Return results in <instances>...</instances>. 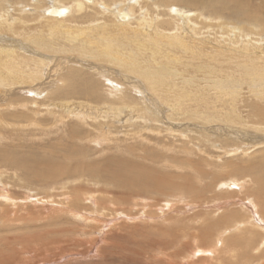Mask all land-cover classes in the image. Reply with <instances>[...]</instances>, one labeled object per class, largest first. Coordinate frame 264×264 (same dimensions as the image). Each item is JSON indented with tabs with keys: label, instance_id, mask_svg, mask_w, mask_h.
Instances as JSON below:
<instances>
[{
	"label": "rangeland",
	"instance_id": "obj_1",
	"mask_svg": "<svg viewBox=\"0 0 264 264\" xmlns=\"http://www.w3.org/2000/svg\"><path fill=\"white\" fill-rule=\"evenodd\" d=\"M71 1L0 0V48L15 53L11 69L2 66L10 72L0 68V264L264 263V218L239 208L264 190V21L239 11H262L264 0L206 6L203 19L178 5L171 25L160 0H82L77 14ZM53 7L71 13L53 15ZM41 17L66 27L50 29ZM66 74L96 87L77 97ZM120 93L141 104L117 113ZM172 93L183 100L178 112L164 101ZM71 165L108 167V182L96 177V192L83 193L73 186L87 187L89 173L72 175ZM111 174L131 179L114 188ZM232 210L237 224L214 228L216 214ZM256 244L260 258H241ZM232 247L219 262L215 254ZM197 251L204 254L190 255Z\"/></svg>",
	"mask_w": 264,
	"mask_h": 264
},
{
	"label": "bare ground",
	"instance_id": "obj_2",
	"mask_svg": "<svg viewBox=\"0 0 264 264\" xmlns=\"http://www.w3.org/2000/svg\"><path fill=\"white\" fill-rule=\"evenodd\" d=\"M58 2H62V3H64V1H69V0H57ZM113 1V0H112ZM237 0H160L159 2H160V4H162L163 5V7L164 8H167L168 7V10L169 11H167V12H169L170 13V15L169 16H167L168 17V20L170 21V22H172V23H169L170 25L171 24H173L174 22H175V20L174 19H172L171 18V15H174L176 12H177V10L178 9H176V7L178 6V5H181V6H185V7H194L196 10H200L199 11V13H198V15H196L198 18L200 17V18H202L203 19V12L201 11V9H204L206 6H211L214 10H216V11H223V10H228V8H230V7H228V6H231V8H233L232 7V3L233 2H236ZM239 1V6H243V7H245L246 5H247V3H248V0H238ZM55 2V1H54ZM84 1H82V0H72L71 1V7L72 8H70V10L71 9H73V11L77 14V13H80L82 10H84L85 11V4L83 3ZM111 2V1H110ZM109 2V3H110ZM115 2V1H114ZM121 3V2H120ZM123 4L125 3V0H123V2H122ZM225 3H227V7L228 8H225ZM122 4V5H123ZM121 5V4H120ZM0 6H1V4H0ZM93 6V5H92ZM106 6H107V4H106ZM62 7V6H61ZM88 7V6H87ZM98 7V6H97ZM68 8V9H69ZM129 8V10H131L133 7L132 6H130V7H128ZM135 8V7H134ZM219 8H221V9H219ZM225 8V9H224ZM137 9V8H136ZM3 10V9H2ZM2 10H1V12H2ZM46 11V10H45ZM89 11V10H88ZM131 11H133V9L131 10ZM52 13H53V15H59V16H61V15H65V16H63V17H65L66 18V16L69 14L70 15V11L69 10H66V9H58V8H56V10L54 9V7H53V10L51 11ZM127 12V13H126ZM125 13H126V15L127 14H130L129 13V11H126ZM178 12H179V10H178ZM232 12H234V10H232ZM239 12H241L242 13V15L244 14V15H248V17H249V15L251 16L250 18H254L256 15H257V13L258 12H260L261 13V15L262 16H259V20H262V21H264V9L262 10V11H256V12H254V13H252V10H251V7H248V6H246V8L245 9H243V10H240ZM84 13V12H83ZM181 13V12H180ZM95 14V13H94ZM68 15V16H69ZM73 15V14H72ZM82 15V14H81ZM118 15L120 16V17H123V15L124 14H121V13H118ZM131 15V14H130ZM179 15V14H178ZM0 16H3V13H1V15ZM46 16V15H45ZM48 16V15H47ZM75 16V15H74ZM85 17H86V15H84ZM84 16H80L79 18L80 19H77L76 21L78 22V20H81V19H83V20H86L87 18H85ZM90 16V18H91V15H89ZM132 16V15H131ZM176 16V15H175ZM48 17H50V16H48ZM76 17H78V15H76ZM76 17H73V18H75L76 19ZM128 17V16H127ZM41 19H43V17H41L40 18V20ZM127 19V18H126ZM136 19V18H135ZM19 20V23L18 24H20V25H22V19H18ZM34 20V19H33ZM38 20V19H37ZM45 22H44V25L45 26H48L50 29L51 28H55V29H57V28H60V27H55L56 25L55 24H62V21H61V19L59 20L58 19V21L56 20V21H54V20H52V19H43ZM7 21V20H6ZM89 21V20H88ZM87 21V22H88ZM143 21H145V20H143ZM142 21V22H143ZM148 21V20H147ZM4 21L2 20V18H0V26H1V24L3 23ZM141 22V21H140ZM139 21H138V24L140 23ZM141 22V23H142ZM83 23V22H82ZM131 23H133V22H131ZM150 22H148V24H149ZM65 24H66V22H65ZM87 24V23H86ZM3 25H4V23H3ZM143 25V24H142ZM61 26V25H60ZM62 26L65 28L66 26H64L63 24H62ZM177 26H179V25H177ZM14 27V26H13ZM127 27H128V25H127ZM126 27V28H127ZM8 28V27H7ZM20 28V30L21 29H23L24 27H19ZM34 28V27H33ZM5 30H6V27L4 28ZM9 29V28H8ZM13 29V28H12ZM88 29V28H87ZM128 29H130V27H128ZM139 29H140V27H139ZM138 29V30H139ZM143 30V29H142ZM13 31H17V29H15V30H13ZM19 31V30H18ZM49 31V30H48ZM130 31V30H129ZM137 31V30H136ZM241 31V30H240ZM84 32H87L86 30H83L82 32H80V33H84ZM15 33V32H14ZM17 33V32H16ZM140 34V33H139ZM243 35V34H242ZM28 36V35H27ZM177 38V37H176ZM38 40V39H37ZM179 40V39H178ZM178 40H177V42H178ZM181 40V39H180ZM89 43V42H88ZM97 43V42H96ZM184 43V42H183ZM178 44V48L179 49H182L181 51H185V46H184V44ZM43 44V43H42ZM86 44H87V42H86ZM104 44L105 45H107V49L109 50V48L112 50L113 48L114 49H118V47L119 46H117V45H115V43H110V42H104ZM103 44V45H104ZM110 44V45H109ZM46 45V44H45ZM101 45V44H100ZM109 45V46H108ZM38 46H43L44 47V45H40V44H38ZM123 46H125V45H123ZM144 46V45H143ZM85 47V46H84ZM88 47V46H87ZM100 47V46H99ZM138 47H141V46H138ZM45 48V47H44ZM47 48L49 49V48H51V47H48L47 46ZM98 48V47H97ZM144 48V47H143ZM64 49V48H63ZM63 49H61V50H63ZM69 49V48H68ZM100 49H101V47H100ZM50 50V52L51 51H58V52H60L59 50H57V49H53V50H51V49H49ZM66 50V49H65ZM92 50V49H91ZM100 52H102V51H100ZM99 52V54H102V53H100ZM106 52H108V51H106ZM137 52V51H136ZM17 54V53H16ZM98 54V55H99ZM107 54V53H106ZM129 54V53H128ZM15 55V53H14V51L12 50V49H1L0 48V68H2V66L3 65H6V63L9 65L8 66V68L9 69H11L10 67H11V63H12V61H13V56ZM108 56V55H107ZM106 56V57H107ZM29 58V57H28ZM131 59V58H130ZM30 60V59H29ZM113 60V59H112ZM135 60V59H134ZM32 61V60H31ZM31 61H29L30 63H31ZM120 63V61H118L117 60V63ZM127 62V61H126ZM126 62H125V66H126ZM177 62V61H176ZM14 63V62H13ZM20 63V62H19ZM38 63V62H37ZM34 64V63H33ZM39 64V63H38ZM130 64V63H129ZM14 65V64H13ZM15 65H17V64H15ZM14 65V66H15ZM37 65V64H36ZM124 65V64H123ZM135 65V64H134ZM18 67H19V65H17ZM22 67V66H21ZM26 67V66H25ZM124 67V66H123ZM137 67V66H136ZM159 67V66H158ZM165 67V66H164ZM163 67V65L162 66H160V68L162 69V68H164ZM27 69H28V67H26ZM135 68V67H134ZM138 68V67H137ZM3 69V68H2ZM8 69V71L10 72V70ZM15 70V69H14ZM19 69H17V71H18ZM30 70V69H29ZM126 70V69H125ZM3 71H5V72H3V74L5 75V73H9L7 70H6V68H5V70L3 69ZM13 71V70H12ZM20 72H22L21 70H20ZM0 73H2L1 72V70H0ZM69 73H70V71H69ZM77 73H79V70H77ZM15 74V73H14ZM19 74H21V73H19ZM7 75V74H6ZM13 75V74H12ZM8 76V75H7ZM2 78L4 79L5 78V76H3L2 75ZM5 80V79H4ZM12 80V79H11ZM77 80L78 81H76V82H73L72 80H71V76H69L68 74H66L64 77H63V81L65 82L64 83V86H66V87H68L69 89H74V88H77V91L78 90H80V93H78L77 91L75 92V96L76 95H78L77 97H83V98H85L86 97V94H84L81 90L86 86V87H93L94 85L92 84V82H91V80H89V79H87V77H82V81H80L81 79H78L77 78ZM6 81V80H5ZM7 81H8V79H7ZM6 81V82H7ZM10 83L12 82V81H9ZM3 84H4V82H2ZM8 83V82H7ZM116 83V82H115ZM119 84V83H118ZM5 85V84H4ZM115 85V84H114ZM94 87H96V86H94ZM63 88V87H62ZM60 91H58V93H59ZM95 92V94L98 92L97 90H94L92 93H94ZM121 94H123V95H121ZM173 95H175V96H171V97H169L170 99H165L164 101H166L167 103H169L170 104V107L172 108V110L173 111H177L178 112V110H179V108H177L176 106H178L180 103H181V101H183V100H181V97H179V96H176V94H174V93H172ZM59 95V94H58ZM171 95V94H170ZM95 96H98V95H95ZM119 96H123V97H126V98H123V99H120V98H116V101H118V104H119V110H118V108H116L115 109V111H117V113H119V114H121V112H123L122 110L123 109H126V110H132V107H137L139 104H141L140 102H138V103H133V102H131L129 99H128V97L127 96H125L124 95V93H120L119 94ZM60 98H62V99H64V97H63V95H62V97H60ZM59 98V99H60ZM126 100H128V103H124ZM142 100V99H141ZM134 104V105H133ZM115 105V104H114ZM113 105V106H114ZM117 105V104H116ZM142 105H140V108L142 109V107H141ZM144 106V105H143ZM146 106V105H145ZM139 108V107H138ZM139 108V109H140ZM114 109V108H113ZM145 109V108H144ZM137 110V109H136ZM140 111V110H139ZM143 111V110H142ZM141 111V112H142ZM144 112V111H143ZM145 112H146V110H145ZM148 112V111H147ZM118 114V115H119ZM144 114V113H143ZM153 114H155V113H153ZM152 114V115H153ZM181 114V113H180ZM140 115V114H139ZM149 115V114H148ZM257 116V115H256ZM260 116V115H259ZM263 116V114L260 116V119L262 118H264V116ZM142 117H144V116H142ZM178 117V116H177ZM177 119H179V118H177ZM264 120V119H263ZM135 121H137V120H135ZM212 122V121H211ZM161 130V129H160ZM154 131V130H153ZM158 131V130H157ZM171 131V130H170ZM134 151H135V149H134ZM127 152V151H126ZM128 152H130V151H128ZM128 152H127V154H128ZM145 152V151H144ZM143 152V153H144ZM147 153V152H146ZM126 154V155H127ZM144 156V155H143ZM147 156V155H146ZM149 156H150V154H149ZM151 156H153L152 155V153H151ZM150 156V157H151ZM148 157V156H147ZM109 158V157H108ZM152 158V157H151ZM151 158H150V160H151ZM176 158V157H175ZM156 159V158H155ZM163 159V158H162ZM161 159V160H162ZM125 161V160H124ZM139 161V160H138ZM158 161V160H157ZM140 162H144V160L143 161H140ZM155 162V161H154ZM160 162V161H159ZM130 163V162H129ZM123 164V163H122ZM144 164V163H143ZM146 164V163H145ZM110 165V164H109ZM125 165V164H124ZM43 167V166H42ZM55 167V166H54ZM143 167V166H142ZM151 167V166H150ZM47 168V167H46ZM101 168V167H100ZM104 168V167H103ZM102 168V169H103ZM108 167H106L104 170H100L98 167H97V165H92L91 167H88V166H85V167H83V166H81V165H78V166H72L71 165V167H70V173L72 174V175H77L78 174V172L79 171H81V172H87L88 171V173H89V176H88V182L90 183V184H88V185H86L87 187H84V186H82V185H74L73 187H78L77 189L78 190H88L89 191V189L90 190H93V188H92V185H93V187H95V188H97V186L99 185H95L94 186V184H93V182H91V180H93V179H97L98 177L99 178H101V179H103V180H100L101 182L103 181L104 182V179H106V178H104V177H107L108 176V171L106 170ZM114 168V167H113ZM130 168V167H129ZM145 168V167H144ZM252 168V171H253V169H254V167H251ZM40 169V168H39ZM51 169V168H50ZM121 169V168H120ZM119 169V170H120ZM134 169V168H133ZM147 169V168H146ZM154 169V168H153ZM41 170H42V168H41ZM46 170V169H45ZM45 170H44V172H45ZM58 170V169H57ZM66 170H67V168H66ZM66 170H64V171H66ZM122 170V169H121ZM145 170V169H144ZM143 170V171H144ZM149 170H150V168H149ZM31 171V170H30ZM39 171V170H38ZM64 171H62V172H64ZM136 171V170H135ZM134 171V172H135ZM140 171V170H139ZM146 171V170H145ZM151 171H153V170H151ZM250 171H251V169H250ZM32 172H33V170H32ZM35 172V171H34ZM46 172H49V171H47L46 170ZM53 172V171H52ZM113 172V171H112ZM114 172H116V169H115V171ZM121 172V171H120ZM120 172H119V174H120ZM132 172V171H131ZM154 172V171H153ZM38 173V172H37ZM129 173H130V171H129ZM133 173V172H132ZM149 173H150V171H149ZM252 173V172H251ZM30 174V173H29ZM46 173H44V175H45ZM49 174V173H48ZM136 174V173H135ZM137 174H139V172L137 173ZM143 174H145V173H143ZM166 174V173H165ZM253 174V173H252ZM38 175V174H37ZM43 175V174H42ZM43 175V176H44ZM50 175V174H49ZM134 175V174H133ZM151 175V174H150ZM153 175V174H152ZM159 175H161V174H159ZM168 175V174H167ZM170 175V174H169ZM168 175V177L169 178H172L171 176H173V174H171L170 176ZM36 176V175H35ZM110 176V175H109ZM137 176V175H136ZM140 176V175H139ZM139 176H137V178L139 179ZM149 176V175H148ZM251 176V175H250ZM40 177H41V175H40ZM45 177V176H44ZM97 177V178H96ZM110 177H112V179H110V178H107L109 181H111L110 183L112 184V186L115 188V186L117 185V184H115V183H118V182H121V184H127L126 182H128V177L129 176H124V175H122L121 177H116V175H115V177L111 174V176ZM114 177V178H113ZM140 177H142V174H141V176ZM30 178V177H29ZM39 178V177H38ZM47 178V177H46ZM49 178V177H48ZM130 178V177H129ZM133 178H134V176H133ZM136 178V177H135ZM166 178H167V176H166ZM173 178H175V176H173ZM179 178V177H178ZM33 179V178H32ZM34 179H35V177H34ZM131 179V178H130ZM37 180V179H36ZM44 180V179H43ZM99 180V179H98ZM135 180V179H134ZM140 180V179H139ZM144 180V179H143ZM142 180V181H143ZM155 180V179H154ZM154 180H152L153 182H154ZM167 180V179H166ZM165 180V181H166ZM174 180V179H173ZM257 180H260V178L258 177L257 178ZM94 181H96V180H94ZM113 181V182H112ZM138 180H136L135 182H137ZM161 181V180H160ZM168 181H170V180H168ZM167 181V182H168ZM97 182V181H96ZM105 182H106V180H105ZM104 182V183H105ZM108 182V181H107ZM106 182V183H107ZM256 182H258V181H256ZM262 182V181H261ZM261 182L258 184V185H260L261 184ZM129 183V182H128ZM133 183V182H132ZM141 183V182H140ZM139 183V181H138V184H140ZM150 183V182H149ZM171 183V182H170ZM119 184V183H118ZM158 184V183H157ZM157 184H156V186H157ZM122 185V186H123ZM134 185V184H133ZM133 185H130V186H133ZM141 185V184H140ZM158 185H160V184H158ZM168 185H170V184H168ZM171 185H172V183H171ZM170 185V186H171ZM117 186H119V187H121L120 185H117ZM116 186V187H117ZM125 186V185H124ZM136 186V185H135ZM134 186V187H135ZM165 186H166V184H165ZM264 186V185H263ZM129 187V186H128ZM137 187V186H136ZM139 188H140V186H138ZM137 187V188H138ZM94 188V189H95ZM136 188V189H137ZM156 188V187H155ZM160 188V187H159ZM162 188V187H161ZM164 188V187H163ZM126 189H128V188H126ZM135 189V190H136ZM170 189H172V187L170 188ZM83 190V193L85 192ZM99 190V189H98ZM105 190H106V192H107V189H101L100 190V192L101 193H105ZM117 190H118V188H117ZM116 190V191H117ZM122 190V189H121ZM125 190V189H124ZM134 190V191H135ZM138 190V189H137ZM145 190V189H144ZM156 190V189H155ZM160 190V189H159ZM95 190H93V192H94ZM114 190H112L111 191V193L113 192ZM128 191V190H127ZM140 191H142V190H140ZM154 191V190H153ZM157 191H158V189H157ZM161 191V190H160ZM192 191V190H191ZM76 192H78V193H80L79 191H75V195L77 194ZM96 192V191H95ZM131 192V191H130ZM132 192H133V188H132ZM131 192V193H132ZM139 192V191H138ZM143 192V191H142ZM141 192V193H142ZM156 192V191H155ZM228 192V191H227ZM97 193H98V191H97ZM96 193V194H97ZM100 193V194H101ZM148 193H149V191H148ZM154 193V192H153ZM73 194V193H72ZM108 194H110V192H108ZM114 194V193H113ZM120 194V193H119ZM118 194V195H119ZM124 194H126V193H124ZM139 194V193H138ZM159 194V193H158ZM255 194V193H254ZM91 194L89 193V196H88V198L87 199H90V198H92L93 196H90ZM92 195H94V194H92ZM122 195V194H121ZM120 195V196H121ZM132 196L134 195V193L133 194H131ZM123 196V195H122ZM118 197V196H117ZM134 197H135V195H134ZM133 197V199H135ZM75 198H79L78 196H76ZM82 198V197H81ZM111 198H113V197H111ZM122 198V197H121ZM120 198V199H121ZM252 198V197H251ZM259 199L261 200V201H259ZM83 200V199H82ZM100 200L101 201H107L104 197H101L100 198ZM114 200V199H113ZM112 200V201H113ZM118 200H119V197H118ZM117 200V201H118ZM130 200H131V198H130ZM136 200V199H135ZM255 200H257V201H255ZM80 201V200H79ZM85 201V199L83 200V202ZM97 201H99V200H97ZM108 201H110V199H108ZM111 201V202H112ZM115 201V200H114ZM114 201H113V203H114ZM253 201L254 202H258V203H255V204H253ZM90 202H91V199H90ZM110 202V203H111ZM125 202V201H124ZM251 202H252V204L254 205H250V204H247L246 206H242V207H239V208H241V210L240 211H242L243 212V210L244 211H247V212H249L250 214H252L253 215V218H255V217H257L256 216V213L257 214H259V215H261L262 216V218H264V190H263V188H259V190H257L256 191V194L254 195V200H253V198H252V200H251ZM109 203V204H110ZM115 204V203H114ZM117 204V203H116ZM170 206V205H169ZM220 205H218V207H219ZM101 208V206L99 205L98 206V208ZM105 207V206H104ZM245 207V208H244ZM246 207H247V209H246ZM103 208V207H102ZM106 208V207H105ZM220 208H221V206H220ZM107 209V208H106ZM89 210V209H88ZM108 210V209H107ZM217 210V209H216ZM221 210V209H220ZM90 211V210H89ZM223 211V210H222ZM222 211H220V214H216V215H218V216H216V219L214 220V222H215V224L213 225L214 226V228H216V229H218L219 227H221V226H223L224 224H226V223H228V221L227 220H229V222H234L233 224H237V222H238V218H239V215H237L236 216V213H238L237 211H234V210H232V211H230V212H225V213H222ZM224 212V211H223ZM208 215H210V214H208ZM232 215H234V216H232ZM214 216V215H213ZM232 216V217H231ZM205 217V216H204ZM227 217V218H226ZM97 218V217H96ZM241 220H243L242 222H244V220H245V218L243 219H241ZM115 222V221H114ZM105 223V222H104ZM103 223V224H104ZM104 225H106V224H104ZM240 225H242V224H238L237 226H235V227H233L232 228V230H236V228L239 230L240 228H241V226ZM107 226V225H106ZM207 230V229H206ZM202 231V235H200L201 236V238H200V240L201 241H203V238L204 237H207L208 238V235L209 234H211V232L213 231V227L212 226H210V230L209 231ZM109 232V231H108ZM107 232V233H108ZM231 232V231H230ZM81 233V232H80ZM111 233V232H110ZM86 235V234H85ZM225 235V234H224ZM107 238V237H106ZM143 238V237H142ZM88 240V239H87ZM107 240V239H106ZM90 241H92V240H90ZM98 241V240H97ZM199 241V240H198ZM78 242V241H77ZM93 242V241H92ZM105 242V241H104ZM108 242V241H107ZM90 243V242H89ZM259 243V242H258ZM86 244V243H85ZM91 244H93V243H91ZM95 244V243H94ZM76 245L77 244H75V247H76ZM104 245H106V244H104ZM85 246V245H84ZM91 246V245H90ZM100 246V245H99ZM234 247V246H233ZM233 247H232V249L230 248V250L227 252V251H219V252H217L216 254H215V257H217L219 254H221V253H223V256H224V253H227V254H229V256H231V252L232 253H234V250H233ZM105 248V247H104ZM217 248V247H216ZM102 249V248H101ZM112 249V248H111ZM225 249V248H224ZM114 250V249H113ZM108 252V251H107ZM200 254H204L202 251H197V252H195L194 254H190L192 257H196V256H200ZM249 254L251 255V256H253L254 257V259L256 260V259H258V258H260L261 257V253L259 252V248H258V244H256V247H253L252 249H250V252H248L247 254H245L244 253V250H243V252H242V254H241V258H243V257H248L249 258ZM205 255H207V254H205ZM191 256H190V258H191ZM84 257V256H83ZM97 257V256H96ZM219 257V256H218ZM217 257V258H218ZM203 258H205V257H203ZM210 259H211V262L213 261L212 259H213V257H209ZM191 260H192V258H191ZM219 262L221 261V259L220 258H218L217 259ZM189 263H191V264H209V259H202V257L201 258H199L198 260H192L191 262L190 261H188ZM213 263V262H212ZM211 264V263H210ZM221 264H223V262L221 263ZM262 264H264V263H262Z\"/></svg>",
	"mask_w": 264,
	"mask_h": 264
}]
</instances>
